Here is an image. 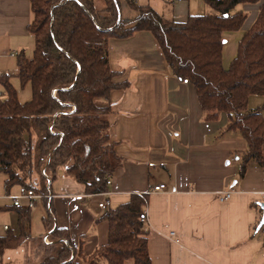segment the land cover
<instances>
[{"label": "trees", "instance_id": "16d2710c", "mask_svg": "<svg viewBox=\"0 0 264 264\" xmlns=\"http://www.w3.org/2000/svg\"><path fill=\"white\" fill-rule=\"evenodd\" d=\"M29 1L33 20L27 31L35 48L31 59L17 56V77L21 86L30 84L31 99L19 103L8 78L0 77L6 92L0 98V173L7 176L8 194L14 187L45 194L46 181L54 180L60 166L87 194L107 191L106 176L116 171L120 159L108 136L109 105L99 102L129 86L114 82L107 43L139 31L154 36L172 74L194 87L204 119L216 121L226 114L225 132L245 140L238 178L251 163L264 167V105L247 110L250 96H264V3L229 68L222 67L223 34L239 31L247 16L236 7L261 0H204L212 14L189 16L181 23L135 0ZM124 4L135 19L121 18ZM144 207L145 196H133L107 210V243L90 255L84 254L82 241L71 242L66 229H51V219L43 221L48 244L44 235L31 237L30 209L20 211V233L0 236V264L6 251L19 248L29 249L22 264H151Z\"/></svg>", "mask_w": 264, "mask_h": 264}, {"label": "crops", "instance_id": "0c3cea01", "mask_svg": "<svg viewBox=\"0 0 264 264\" xmlns=\"http://www.w3.org/2000/svg\"><path fill=\"white\" fill-rule=\"evenodd\" d=\"M135 0L149 6L167 20L185 22L189 16L212 14L204 0ZM243 5L246 20L241 29L223 34L222 67L227 70L236 57L238 44L254 23L260 5ZM155 4V5H153ZM125 20L136 13L126 5ZM33 20L29 0H0V77L8 78L19 103L31 99L30 84L21 86L17 56L31 59L35 38L27 31ZM108 64L115 83L128 88L113 90L108 101V136L120 165L111 175L106 197L87 194L84 185L66 172L56 169L52 182L46 181L48 196L30 209L28 232L43 236L48 244L43 221L52 228L66 229L71 242L82 241L85 255L107 243L106 211L97 203L108 198V210L126 204L131 197L145 196L144 215L148 235L147 251L151 264H264V236L257 231L262 217L259 204L264 192V167L251 163L243 178H238L241 157L247 144L239 133L225 132L227 116L206 121L194 87L176 78L164 55L148 31L125 39H109ZM5 89L0 84V93ZM264 105V96L252 95L247 110ZM264 115V113H263ZM264 157V146L262 147ZM7 176L0 173V236L20 233L18 217L6 195ZM163 192H151L158 185ZM233 191L226 201L220 193ZM105 193V192H104ZM25 205V201H23ZM29 249L8 250L2 264H22Z\"/></svg>", "mask_w": 264, "mask_h": 264}, {"label": "built area", "instance_id": "2783aa9c", "mask_svg": "<svg viewBox=\"0 0 264 264\" xmlns=\"http://www.w3.org/2000/svg\"><path fill=\"white\" fill-rule=\"evenodd\" d=\"M175 1H180V0H175ZM184 84H188L189 82L187 80H183ZM6 96V92L4 93H0V98H5ZM44 176L45 173H43ZM105 183H106V187L110 186L112 184V177L111 175H107L106 179H105ZM164 190H166V186L161 184L158 186H155L152 188L151 192H163ZM232 192H223L221 193V195H219L220 201H226L230 198ZM98 196H102V197H106L108 195H110L109 192H105V193H101V194H97ZM140 197H142L143 195H139ZM48 196H44V195H39L36 194L33 190L31 189H27L25 187H19L17 190V193L14 195H6L5 198L11 200L12 205L15 209H32L34 208L36 202L42 198H45ZM260 200L262 203H264V192L260 193ZM23 201H25V205L23 204ZM110 206V202L108 200V198H103L101 199V201H99L97 203V207L98 209L102 210V211H107L109 209ZM144 222L147 221L145 215L143 218ZM258 232H260L263 236H264V222L261 225V227L258 229Z\"/></svg>", "mask_w": 264, "mask_h": 264}, {"label": "rangeland", "instance_id": "374dc122", "mask_svg": "<svg viewBox=\"0 0 264 264\" xmlns=\"http://www.w3.org/2000/svg\"><path fill=\"white\" fill-rule=\"evenodd\" d=\"M157 3H162V4H164L165 7H167V6L171 7V6H170L171 3H168L167 1L164 2V1H162V0H159V2H157ZM263 3H264V1H263ZM153 5H155V4H153ZM124 9H125V8L122 7V8L120 9V11L122 12V16L125 17V16H126L125 13H126L127 10H125V12H124ZM242 9H243V5H239L238 7H236L235 10H236V11H243ZM226 192H230V191H226ZM231 192H232V194H233V191H231ZM232 194H231V195H232ZM220 195H221V193H220ZM230 197H231V196H230ZM218 199H219V201H220V198H219V197H218ZM31 255H33V254L31 253ZM127 264H131V261L128 262Z\"/></svg>", "mask_w": 264, "mask_h": 264}, {"label": "water", "instance_id": "95a60500", "mask_svg": "<svg viewBox=\"0 0 264 264\" xmlns=\"http://www.w3.org/2000/svg\"><path fill=\"white\" fill-rule=\"evenodd\" d=\"M259 206H260V209L262 210V217H261V219L259 221V224L257 226V231H258V229L261 227V225L264 222V203H260Z\"/></svg>", "mask_w": 264, "mask_h": 264}]
</instances>
